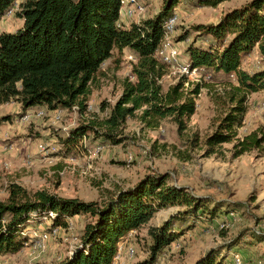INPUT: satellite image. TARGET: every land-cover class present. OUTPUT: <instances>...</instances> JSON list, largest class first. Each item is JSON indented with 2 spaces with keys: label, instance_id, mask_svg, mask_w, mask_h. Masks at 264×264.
<instances>
[{
  "label": "trees",
  "instance_id": "obj_1",
  "mask_svg": "<svg viewBox=\"0 0 264 264\" xmlns=\"http://www.w3.org/2000/svg\"><path fill=\"white\" fill-rule=\"evenodd\" d=\"M181 1L163 0L155 15L122 28L118 26L121 0H25L17 13L23 26L0 34V104L15 100L25 111L77 106L87 114L103 64L116 49L128 50L136 61L132 62L131 75L122 81L120 97L113 104L103 102L101 113L90 114L71 131L66 143L92 134L96 139L120 144L127 138L126 125L133 117L149 127L171 118L179 133L184 132L196 113V98L203 85L189 81L186 86L188 79L183 77L164 89L161 80L169 67L156 55L164 36V22ZM226 1L193 3L217 7ZM16 2L0 0V20ZM190 30L197 34L185 49L191 67H205L237 82L228 91L233 105L204 140L206 153L214 154L218 146L228 142L234 143V157L262 148L264 134L260 131L237 136L249 95L264 90V0H251L225 12L215 23H200ZM185 34L183 40L189 39L190 33ZM256 47L261 66L246 70L243 63ZM8 120L11 115L2 117L0 124ZM192 140L193 145L198 144L197 136ZM8 192L7 198L0 199V255L19 252L27 239V223L42 220L51 211L55 217L47 225L50 228L67 227L68 218L80 215L92 219L72 255L58 262L35 264H114L121 241L132 230L146 225L162 209L184 207L182 214L172 215L161 226L150 229L151 256L137 264H155L183 228H190L186 216L200 211L216 214V209L207 206V199L187 186L171 183L169 173H148L134 186L120 189L104 201L65 198L46 190L31 193L17 183H12ZM253 235L254 241L264 240V234ZM220 253L211 249L194 264H223Z\"/></svg>",
  "mask_w": 264,
  "mask_h": 264
},
{
  "label": "rangeland",
  "instance_id": "obj_2",
  "mask_svg": "<svg viewBox=\"0 0 264 264\" xmlns=\"http://www.w3.org/2000/svg\"><path fill=\"white\" fill-rule=\"evenodd\" d=\"M24 1L17 0L2 17L0 34L15 32L23 26L24 21L17 13ZM145 1L148 5L146 18L155 15L163 2ZM193 1L182 0L175 9L180 22L174 40L184 50L183 62H188L185 49L197 37L190 30L194 25L215 23L225 12L251 0H229L217 7L197 6ZM187 32L190 38L183 40ZM128 53V50L116 49L103 64L88 101L91 108L87 114H82L78 108L54 111L35 108L30 110V120L21 123L17 120L26 111L18 101L0 104V119L11 115V120L0 124V199L7 198L9 186L17 183L31 193L46 190L65 198L104 201L118 190L134 186L148 173H169L171 183L180 182L207 199V206L216 209V214L200 211L186 216V225L190 228H183L171 245L161 252L155 264H194L211 249L220 250L226 262L232 260L235 252L243 254L244 264H264V240L256 239L252 248L248 246L251 238L239 243L244 236H255L253 233L257 229L264 234V145L239 157L233 156V142L218 146L214 154H207L204 145L206 137L216 130L233 105L228 91L237 82L230 77L209 71L204 74L203 88L196 98V113L182 133L171 118L149 127L133 117L126 125L127 138L120 144L96 139L92 134L66 143L71 131L83 124L90 114L101 113L103 102L113 104L120 97L122 81L132 72L133 64L126 58ZM257 60L253 56L246 65L255 70ZM173 80L174 74L169 71L163 79L164 89ZM42 109L45 113L39 115L37 112ZM59 112L61 118L58 119ZM252 131L264 134V90L249 95L237 137L242 138ZM196 136L198 144L193 145L192 139ZM11 143L16 150L6 148ZM41 143L48 145L49 150L41 151ZM130 155L132 160H129ZM184 209L180 206L162 209L146 225L127 235L120 243L123 259L116 264H137L149 259L150 229L161 226L172 215L182 214ZM233 209H236L238 220L221 229V223ZM91 220L88 215H80L74 219L70 230L51 239L45 247L34 251L24 246L17 253L0 255V264L61 261L79 245L84 227ZM39 227H47V221H31L26 230ZM176 243H180L179 248L174 246ZM130 247L136 251L133 257L128 252ZM221 253L219 257H223Z\"/></svg>",
  "mask_w": 264,
  "mask_h": 264
},
{
  "label": "built area",
  "instance_id": "obj_3",
  "mask_svg": "<svg viewBox=\"0 0 264 264\" xmlns=\"http://www.w3.org/2000/svg\"><path fill=\"white\" fill-rule=\"evenodd\" d=\"M121 14L120 19L118 21L119 27H126V24L131 25V23L136 22L140 23L144 18L145 14L148 10V5L145 0H121ZM180 22V16L177 11L174 12L173 15H171L165 22H164V36L163 40L161 42V45L158 47L156 51L157 57L162 60L165 64L168 65L169 71H171L172 74H174V80L170 84H175L178 82L181 78L187 77L188 82H186V86L189 85V81L193 82H200L202 83L204 78V74L207 72V69L205 67H191L189 60L188 62H183L181 60L183 49L180 45H178L179 42H176L174 40L175 32L177 25ZM127 60L129 62L136 61V56L134 53L130 52L126 56ZM257 60V67L261 66V56L256 57ZM234 77V75H231ZM164 79V78H163ZM163 79L161 80L162 83H164ZM200 95V94H199ZM88 110H90L91 105H87ZM78 108L77 106H74L73 109ZM63 110V109H60ZM68 110V109H67ZM32 111L28 110L24 115H22L17 121L21 123L28 122L32 116ZM39 115H43L45 111L42 109L37 112ZM57 118H61L60 112L57 115ZM103 147V146H102ZM102 147H99L101 149ZM6 148L10 151L16 150L17 148L14 147V144L11 143L10 145L6 146ZM41 151H47L48 145L45 143L40 144ZM133 156L130 155V159L132 160ZM55 217L54 212H50L49 215H45L44 219L47 221V225H51V219ZM74 217L68 218V226L67 227H42L39 229H31L30 231L25 230L24 234H26L27 239L25 241V246L33 249L34 251L37 249H41L46 246V244L51 239H56L60 237L63 231L70 230L74 226ZM238 220V214L236 211L229 212L228 216L225 220L221 223V229L228 228L234 221ZM135 230H132L130 232L133 233ZM258 234H263L261 230L257 229L255 230ZM175 247L179 248L180 243H176L174 245ZM77 247V246H75ZM75 248L71 251L69 255H72ZM129 254L130 256H134L136 251L133 247L129 248ZM122 245L119 246L118 253L115 256L114 264L118 263V261H122ZM124 263V262H122ZM224 264H244L243 257L240 253H234L232 260L230 262L224 263Z\"/></svg>",
  "mask_w": 264,
  "mask_h": 264
},
{
  "label": "crops",
  "instance_id": "obj_4",
  "mask_svg": "<svg viewBox=\"0 0 264 264\" xmlns=\"http://www.w3.org/2000/svg\"><path fill=\"white\" fill-rule=\"evenodd\" d=\"M130 27V25L129 24H126V28H129ZM254 56V58H256L257 56H260V52H259V49H258V47H256L254 50H253V52L250 54V56H248L247 58H246V60L244 61V63H243V68L244 69H246V70H250V71H252L253 70V67H249V65H246V63L249 61V60H252V57ZM247 61V62H246ZM257 68V64H256V66H255V69ZM89 117V116H88ZM176 184H178V185H180V184H182V183H180V182H175ZM76 217H78V216H76ZM76 217H74V218H76ZM130 234V233H129ZM128 234V235H129ZM250 239L251 237H246V236H244V238H241V240H239V243L240 242H243L245 239ZM67 239V238H66ZM251 241H253V242H255L253 239H250ZM250 242V241H249ZM248 242V243H249ZM251 243V242H250ZM254 244L255 243H251L250 245H248V246H250V248H252V247H254ZM235 253V252H234ZM233 253V254H234ZM222 254V253H221ZM222 256L223 257H225L224 256V254H222ZM242 256H243V254H242ZM222 258V257H221ZM243 258H244V256H243ZM227 261V259L226 258H224V260H223V264L224 263H227L226 262ZM230 262V261H229Z\"/></svg>",
  "mask_w": 264,
  "mask_h": 264
}]
</instances>
